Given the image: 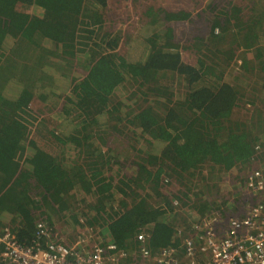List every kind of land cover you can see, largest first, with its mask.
Masks as SVG:
<instances>
[{"label": "trees", "instance_id": "obj_1", "mask_svg": "<svg viewBox=\"0 0 264 264\" xmlns=\"http://www.w3.org/2000/svg\"><path fill=\"white\" fill-rule=\"evenodd\" d=\"M107 4L0 0V227L24 245L45 247V229L63 243L54 235L52 216L69 212V199L85 201L94 224L105 222L109 214L100 213L116 202L120 211L106 220L103 238L125 251V262L138 264L133 254L141 244L138 234L144 233L152 253L178 247L188 235L190 217L221 223L244 218L250 202L264 199V192L247 186L250 175L255 184L264 179V111L243 109L246 93L253 91L225 78L231 60L246 58L249 51L264 88V5L251 15L228 3L214 16L208 38L192 34L185 45L175 39L171 22L189 19L190 11L151 5L144 9L146 32L122 54L120 32H102ZM209 4L212 9L217 3ZM182 51L195 53V61L185 62ZM65 67L72 74L64 73ZM58 80L73 82L62 109H75L81 117L72 129L63 124L50 131L63 151L70 145V160L29 138L38 120L30 102L35 95L49 100ZM10 81L14 89H6ZM125 85L134 91L117 100ZM128 129L138 133L140 143L132 145L137 157L131 170L128 157L106 144L115 131L123 135ZM184 206L189 217L180 213ZM182 252L179 247V257Z\"/></svg>", "mask_w": 264, "mask_h": 264}, {"label": "rangeland", "instance_id": "obj_2", "mask_svg": "<svg viewBox=\"0 0 264 264\" xmlns=\"http://www.w3.org/2000/svg\"><path fill=\"white\" fill-rule=\"evenodd\" d=\"M211 1L212 0H202V3L199 4L200 2L196 0H108V4L104 12V25L102 32L108 31L110 32L111 36H113L116 32H120L121 41L117 51L121 52L122 54H126L129 50V44L135 41V38L138 36L139 32H146V29L144 28L146 25L144 9H147L151 5L155 7H163L170 11L186 9L191 13V17L189 19L171 22L175 39L179 40L181 44L185 45L186 41L192 37V34H198L200 37L208 38L209 29L212 26L213 19H215L214 16L220 11V9L223 10L225 8H229V6L232 4H240L242 9L241 12L243 14L246 13L256 15L262 10L264 5V0H216V6L211 9L209 4ZM195 2L198 5H195ZM228 3H230V5H228ZM216 33L218 34L217 31ZM260 34L262 37H264V33L260 32ZM96 40L99 39L96 38ZM197 45V47H201L199 42H197ZM227 51L228 49L224 50L223 53L226 55ZM239 52L241 51L238 49L237 53L240 54ZM128 54L133 56L134 50L130 51ZM248 54L249 55L246 58H242L240 55L236 58V61L234 59L231 60L230 66L227 69L228 71L232 69V72L229 73V75L227 73L225 78L228 81H237L238 83L244 85V88L247 90V92L253 91V94L251 95L250 93H246V102H244L243 109H248L251 112L253 108H258L261 109V111H264V88L259 87L261 84V79L258 77V73L256 71L257 67L251 64L249 61L252 59V54L249 51ZM182 57L187 63L195 61V53L190 54L189 52L182 51ZM223 57L226 58L224 55ZM54 62H60V60H58V58H54ZM248 62L251 64L253 72H249L251 69ZM48 67L49 69L52 68L51 70H56V68H54L52 65H49ZM79 68L80 67H78L76 70L78 74L83 71L81 68ZM62 71L64 73H68L69 75L73 72V70L69 67H65ZM58 82L61 84L58 87L55 86L52 88L50 91L52 97L49 100H41L39 95H35L33 100L30 102V108L35 111L38 116V120L34 125H32L29 138L35 140L37 145L47 152L53 155L61 154L66 159L70 160L71 157L73 158L69 149L70 145L66 146L67 150L63 151L59 143L51 141L50 131H59L63 124H70L69 127L72 129L74 128V125L79 122L81 117L75 109L67 110L68 113L66 110L62 109L64 105L63 96L67 89V92L70 90V86H72L73 83L72 80H58ZM69 82L71 85H69ZM176 82L178 83V81L174 80L173 87H176V92H179L180 88L177 87ZM14 88V83L10 81L6 89ZM134 88L135 87H129L125 85L122 92L120 91L122 94L116 95L115 98L118 100L119 97L124 98L126 96H130L134 91ZM248 99H252L253 102H249ZM127 126L128 128H133L130 124H127ZM137 134L138 133L133 134L129 129L128 131L125 130L123 135H120L115 131V133L110 136L109 140L106 142L107 146H109L114 152L119 151L121 152L122 156L124 155L128 157L129 170L132 169L130 166L133 165L131 160L136 159L137 157L136 154L132 153L135 151L134 148H132V145L133 147H138V145H140V143L137 144ZM195 182L202 183V185L204 184L203 180L198 178H196ZM214 182V179H210L208 181L210 185H212ZM223 183H226V181H223ZM69 201L72 204L69 212L63 211L61 214L57 213L52 216L54 220V235L58 237L59 240H67V238H72V242L69 245L74 244L79 238L88 241L90 244L104 239L103 237L107 236L108 233L106 229V220L109 219V217H112L115 212L120 211V209L117 208V203L113 202L111 205H107L108 210H106L105 213H100V217L103 218L109 214V216L104 220L105 222L100 221L99 223L94 224V212L91 208L87 209V204L85 201L79 202L77 199H75V201L69 199ZM250 203L251 205L254 204L252 202ZM43 208L45 209V207ZM182 210L183 211L180 209V213L186 217H189V211L187 212L188 209L186 206H184ZM69 215H73L75 220L77 219L76 223L73 222V218ZM89 220L92 221L93 225L88 223ZM189 220L192 221L194 219L190 217ZM65 243L67 242L65 241ZM134 253V257L136 258L138 264H155L152 259L147 260L145 258H141L139 256V249H135L133 251V254ZM0 264H3L1 258Z\"/></svg>", "mask_w": 264, "mask_h": 264}, {"label": "built area", "instance_id": "obj_3", "mask_svg": "<svg viewBox=\"0 0 264 264\" xmlns=\"http://www.w3.org/2000/svg\"><path fill=\"white\" fill-rule=\"evenodd\" d=\"M247 186L253 193L264 192V179L255 184L250 175ZM36 227L42 230L44 224L39 221ZM42 231L46 237L45 247L36 243L24 245L15 234L0 227L2 263L133 264L123 260L126 253L112 242L105 243L102 239L90 244L79 238L74 244L65 245L53 241L46 229ZM137 239L141 242L139 256L152 259L155 264H264V199L253 204L244 218L229 217L221 223L214 218L196 216L178 247H163L152 253L144 244L143 233L138 234ZM179 247L183 250L180 257Z\"/></svg>", "mask_w": 264, "mask_h": 264}, {"label": "crops", "instance_id": "obj_4", "mask_svg": "<svg viewBox=\"0 0 264 264\" xmlns=\"http://www.w3.org/2000/svg\"><path fill=\"white\" fill-rule=\"evenodd\" d=\"M61 240L63 241V243H65V241L67 242V240H65V239H61ZM61 240H60V241H61ZM0 252H1V251H0ZM0 258H1V257H0Z\"/></svg>", "mask_w": 264, "mask_h": 264}, {"label": "clouds", "instance_id": "obj_5", "mask_svg": "<svg viewBox=\"0 0 264 264\" xmlns=\"http://www.w3.org/2000/svg\"><path fill=\"white\" fill-rule=\"evenodd\" d=\"M196 216V215H195ZM144 234V233H143ZM104 240V239H103ZM138 240V239H137ZM104 242H105V240H104ZM146 245V244H145ZM140 246H141V244H140ZM140 246H139V249H140ZM125 252V251H124Z\"/></svg>", "mask_w": 264, "mask_h": 264}]
</instances>
